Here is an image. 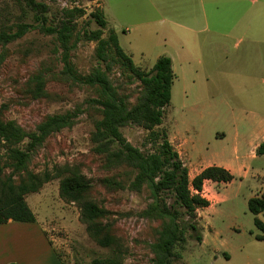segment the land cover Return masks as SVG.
Segmentation results:
<instances>
[{
  "label": "rangeland",
  "instance_id": "rangeland-1",
  "mask_svg": "<svg viewBox=\"0 0 264 264\" xmlns=\"http://www.w3.org/2000/svg\"><path fill=\"white\" fill-rule=\"evenodd\" d=\"M47 7L46 26L64 18V8L76 7L68 60L78 74L103 63L95 56L96 41L83 33L99 27L88 15L101 11L105 20L100 37L113 32L132 65L146 70L161 55L174 74L169 103L161 123L167 140L178 152L188 179L209 165L232 175L229 182L203 180L197 208V242L189 231L180 257L173 264H264V211L252 214L247 199H264V155L254 148L264 141V0H36ZM33 13L15 0H0V32L13 33L19 24H38ZM34 26L21 36L0 42V117L21 129L24 149L30 134L46 116L73 113L71 124L48 134L29 149L26 169L52 176L24 200L63 264H90L92 259L116 255L115 245L100 247L78 219V208L58 195L56 171L75 169L91 185L89 198L107 211L113 234L123 253L120 264H151L150 244L158 222L140 215L149 201L145 188L105 189L100 178L112 175L124 186L132 178L123 166L108 169L90 141L99 117L94 88L60 75L61 49L52 34ZM109 57L114 56L110 47ZM112 58V57H111ZM114 60L108 77L133 102L139 82ZM41 78L37 91L35 79ZM120 133L142 152L154 151L147 131L125 125ZM146 143V145H145ZM1 176L9 168L8 148L1 143ZM13 145V146H14ZM148 149V150H147ZM13 176L12 178H14ZM165 202H170L166 194ZM186 218V217H185Z\"/></svg>",
  "mask_w": 264,
  "mask_h": 264
},
{
  "label": "trees",
  "instance_id": "trees-1",
  "mask_svg": "<svg viewBox=\"0 0 264 264\" xmlns=\"http://www.w3.org/2000/svg\"><path fill=\"white\" fill-rule=\"evenodd\" d=\"M21 3L28 11L33 13L38 24H19L13 33L0 32V42L5 43L21 36L29 27L34 26L45 34H52L61 49L62 69L60 75L66 76L73 82L94 88V102L97 105L99 117L94 121L90 141L94 150L103 155L108 169L123 166L129 169L132 178L124 186L112 175H105L99 182L105 189L127 188L138 192L145 188L149 201L141 210L140 215L148 220L158 222L156 234L150 244L152 254L151 264H173L180 257V250L185 242V232L189 231L193 238L200 242L201 235L195 223V211L205 207L208 202L197 192L201 189L203 180L215 182H229L232 179L230 172L216 165L202 168L198 173L188 179L187 169L181 161L178 152L167 140L164 129L156 128L161 123L164 107L169 103L170 86L174 77L171 62L167 56H158L153 64L146 70L135 68L131 60L120 49L113 32L107 39L100 37V29L104 28L105 20L98 9L91 10L88 15L99 27L83 33L85 40L96 41L95 56L103 68L97 66L86 74H78L73 70L68 60L70 37L74 29L71 22L73 16H79L80 9L76 7L64 8V18L55 25L46 26L45 13L47 7L36 0H15ZM113 50L111 56L119 66L128 71L132 80L139 82V90L134 101L129 102L128 97L120 94V88L112 83L108 77L114 60L107 55V49ZM36 86L41 87V78L35 79ZM1 115V109H0ZM73 113L65 112L46 116L39 122L35 131L30 134V142L26 148L21 149L18 143L22 132L13 122H4L0 117V146L2 142L11 145L8 148V160L5 164L10 170L6 177L1 176L0 165V223L7 220L20 222H33L35 217L27 206L24 196L37 192L41 185L52 178L48 173L41 176L33 174L24 166L29 156V149H33L50 133L71 124ZM125 125H135L147 131V140L155 147L154 151L142 152L129 144L120 133ZM14 145V146H13ZM146 145V143H145ZM148 150V149H147ZM256 155H264V141L254 148ZM15 176L14 178H12ZM55 176L60 177L58 195L66 202H73L78 208V219L84 224L89 238L100 247L110 248L115 245L116 255L111 258H95L90 264H120L122 258L121 247L117 237L112 232L108 222L107 211L89 198L91 185L75 169L56 171ZM170 202H165V196ZM247 209L252 214L264 211V199L253 196L247 199ZM186 217V218H185ZM254 224L264 231V224L254 219ZM54 254L60 264L59 256ZM12 264V263H9Z\"/></svg>",
  "mask_w": 264,
  "mask_h": 264
},
{
  "label": "crops",
  "instance_id": "crops-1",
  "mask_svg": "<svg viewBox=\"0 0 264 264\" xmlns=\"http://www.w3.org/2000/svg\"><path fill=\"white\" fill-rule=\"evenodd\" d=\"M256 147V146H255ZM60 264L36 221L0 223V264Z\"/></svg>",
  "mask_w": 264,
  "mask_h": 264
},
{
  "label": "built area",
  "instance_id": "built-area-1",
  "mask_svg": "<svg viewBox=\"0 0 264 264\" xmlns=\"http://www.w3.org/2000/svg\"><path fill=\"white\" fill-rule=\"evenodd\" d=\"M191 191H193L194 193H198L201 196V190L197 192L196 190L191 189Z\"/></svg>",
  "mask_w": 264,
  "mask_h": 264
}]
</instances>
